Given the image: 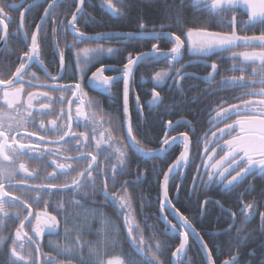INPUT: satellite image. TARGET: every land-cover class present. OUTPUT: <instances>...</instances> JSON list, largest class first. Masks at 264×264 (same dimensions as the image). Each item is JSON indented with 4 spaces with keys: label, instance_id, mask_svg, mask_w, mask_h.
Segmentation results:
<instances>
[{
    "label": "flooded vegetation",
    "instance_id": "af4514ba",
    "mask_svg": "<svg viewBox=\"0 0 264 264\" xmlns=\"http://www.w3.org/2000/svg\"><path fill=\"white\" fill-rule=\"evenodd\" d=\"M155 1L158 18L137 12ZM171 2L166 12V0H0V264H107L117 256L132 264L114 253L116 216L125 232L127 216L146 222V240L131 232L120 244L129 255L153 263L138 250L143 243L156 248L161 264H173L185 232L188 246L177 264H193L197 251L207 264L172 208L197 230L214 264L264 263V253L255 256L264 250V59L256 55L264 53V0ZM41 20V56L29 60L24 53ZM186 28L234 38L206 55L190 51L188 42L173 52L172 34L183 37ZM84 48L90 52L74 64ZM168 96L176 117L164 121ZM126 106L141 150L180 138L163 153L139 155L127 140ZM156 117L162 137L144 148L140 136L151 134ZM187 142L189 162L169 178L165 204V173ZM120 197L131 211L118 207ZM46 212L58 215L59 226L41 236L34 227ZM103 225L104 250L110 245L112 253L96 258L98 244L84 237ZM230 244L239 249L226 257Z\"/></svg>",
    "mask_w": 264,
    "mask_h": 264
},
{
    "label": "trees",
    "instance_id": "16d2710c",
    "mask_svg": "<svg viewBox=\"0 0 264 264\" xmlns=\"http://www.w3.org/2000/svg\"><path fill=\"white\" fill-rule=\"evenodd\" d=\"M171 1L172 0H166V8H167L165 10L166 12L168 10L169 11L171 10V12H172L171 8L173 5H172ZM158 2H160V1H155L154 4H149V5L140 4L138 6L137 12H139L141 15L145 16V18L148 20H151L152 18H158L159 15L161 14V10H162V8L160 7V4ZM134 17H135V15H134ZM165 102L167 104V108H166L167 115H165L164 121L169 120V119L174 120V118L176 117L174 115V113H175L174 98L172 96H168V97H166ZM157 121H158L157 117L155 118V120H152V121L150 120V126H153L154 128H149L150 130H152V132L149 136H140L139 140L143 143L142 146L144 148H154L159 144V140L162 137L163 132L161 131L162 129L160 130L159 122H157ZM175 155L176 154H174L173 156H175ZM108 213L109 212L107 211V214ZM111 219L114 220V222L117 224V228L115 231L116 233L114 234V236H116L117 241L119 242L118 248L114 251V253L123 254V256L125 258L134 259L135 261H133L132 264H149V262L146 260V258L141 256L138 252L134 251V252H132L131 255H129L128 252H126L125 245H123V246L120 245L121 243H124V242L128 243L130 241L129 237L126 234L125 230L123 229L121 217L116 216V217H112ZM211 222H212V220L210 221V223ZM209 225H211V224H209ZM131 229H132L131 232L134 236L135 241L139 240V238H143V240H146V236H147L146 222L143 221L142 217H139L138 221L135 220V224L131 226ZM153 234H156V233H153ZM88 236H89V238H91V241L97 243L98 244L97 246H99V248H96V250H92V254H94L92 256H95L97 254L98 250L102 253H104V252L107 253L106 256L110 255L112 253V251L110 249V245H108L106 251H104V248H106V245L104 244V242H105L106 237H108L106 234L103 235V233H96L95 237H93L94 235L89 234V233H85L84 239L87 240ZM95 243H93V244H95ZM136 245L139 247L138 250L141 249L144 252H146L147 255L150 256V260H152L154 264H161L162 263V261H160L161 262L160 263L159 261L156 260L157 258L154 257V255H158L156 248H154L153 246L146 247L143 243H137ZM233 245L234 244H230L229 246H227L226 257H231L233 255L232 254L233 251L234 250L236 251L239 249L238 246L233 247ZM85 252H87V249L85 250ZM255 253H256L255 256H261L264 253V250L257 248L255 250ZM196 254H199L201 256L199 251H197ZM196 254H194L195 255L194 261L195 262H193V264H205L202 260V257L196 256ZM242 255L244 256V258L246 255L249 256L248 249H245L244 251H242ZM169 256H170V254L167 256L168 259H169ZM80 257H84V256L81 255ZM160 257H161V259L165 258L163 253L160 255ZM132 259H130V260H132ZM164 261L165 260L163 259V262ZM164 264H170L169 260L166 259Z\"/></svg>",
    "mask_w": 264,
    "mask_h": 264
},
{
    "label": "snow or ice",
    "instance_id": "6c2138e0",
    "mask_svg": "<svg viewBox=\"0 0 264 264\" xmlns=\"http://www.w3.org/2000/svg\"><path fill=\"white\" fill-rule=\"evenodd\" d=\"M46 18V17H45ZM179 22V20H178ZM43 24V20L41 21V24H38L36 26V33L38 34L41 28V25ZM175 38V45L172 48L173 52H179L181 47L185 44V42H188L190 44V51H197L200 53H204L205 55L213 48V46H218V45H223L228 43L231 39H233L234 37L231 36H226V35H221L219 33H213L210 30H208L207 28H186L183 34V37L176 35L175 33L172 34ZM264 39V38H262ZM78 42V41H77ZM158 47V45H157ZM67 48H75L74 45H67ZM83 52L85 54H88L90 52V50L88 48H84V49H79L77 51V55L76 57L73 59V63L76 64L78 62V57H79V53ZM57 54L60 56L61 58V70H60V74H63V64H64V60H63V54L60 51H57ZM24 56H27L29 60H31L32 56H36L37 58H39L41 56V49L40 46L36 40V37L34 36L33 38V42L30 46V50L28 53H24ZM84 61V71L87 70V60H83ZM217 67L216 64L212 65V68L215 69ZM80 71V69H78V72ZM95 75V73H94ZM54 79H59V76L54 77ZM76 87L78 88L79 85L77 84ZM75 95V93H73ZM0 135H5V133L0 132ZM185 136L186 139H188L187 134H182ZM180 159L185 161L186 163L189 162V148L187 146V144L185 145L184 151L181 152L180 154ZM223 159V158H222ZM220 161H217L216 164H213L212 167L215 169L217 167V164H219ZM260 163L264 164V161H261ZM52 189L56 188V185H50L49 186ZM37 199H39V196L37 197ZM126 206V201L124 199V197H120L119 202H118V207H125ZM126 223L129 225L128 227V231L130 232L131 226L135 224V220L134 217L131 216H127L126 218ZM59 226V219H58V215L53 214V213H45L43 216H41L40 218L37 219L36 225L34 227V231L38 234L41 235L43 234V232L45 231V229L47 228H52L55 229ZM21 227H23V225H21ZM107 264H122V260L120 258H109L107 260Z\"/></svg>",
    "mask_w": 264,
    "mask_h": 264
},
{
    "label": "water",
    "instance_id": "95a60500",
    "mask_svg": "<svg viewBox=\"0 0 264 264\" xmlns=\"http://www.w3.org/2000/svg\"><path fill=\"white\" fill-rule=\"evenodd\" d=\"M39 24H41V22ZM73 26L74 25H73V21H72V23H70V25H69V28L72 30ZM34 36L36 37V32H35ZM88 38H94V36H89ZM3 40L4 39H2V41L0 42V46L3 44ZM32 42H33V39H32ZM256 55L258 57L261 56L264 59V53H261V54L258 53ZM141 56H143V55H141ZM141 56H139V57H141ZM97 73L98 72H95V75L93 74L91 76V82L94 79H96ZM150 104L154 105L156 103L150 101ZM127 109L128 108L126 106L125 107V127H126V133H127V140L129 142V144L131 145V147L134 149V151L137 152L139 155H142V156H155L156 154L163 153L167 149V147H169V145H171L173 142L177 141L180 138V137H173L172 139H169L168 141H166L165 143H163L160 148H158L155 151H143V150H141L136 145V143H135V141H134V139L132 137L131 128H130V122H129V112H128ZM187 146H188V142H187ZM188 148H189V146H188ZM183 151H184V149H183ZM180 154L174 160V162L169 166V168L166 171L165 176H164V180H163V184H162V192H163V201L165 202V204L167 203L166 200H165L166 199L167 182H168L169 178L172 176L173 172L176 170V168L182 162H185V161H183V160L180 159ZM3 193H4L3 186H0V197L4 196ZM172 212L175 214V216L178 219H181L186 224V226H187L190 234L196 239L197 243L199 244L200 248L202 249V251L204 253V256H205V259L207 261V264H214L213 257L211 255V253H210V251H209V249H208L205 241L200 236V234L197 232V230L183 216H181L174 208H172ZM124 224H125V229H126V232H127L128 236H129V238L132 239L131 231L129 232L127 230L128 229V225H127L126 221H124ZM180 234H181V242H180V245L178 246V248L173 253V257H172V263L173 264H177L178 258L180 256H182L186 252L187 246H188V241H187V235H186V233L185 232H182ZM13 252H14V250H13ZM151 264H153V263H151Z\"/></svg>",
    "mask_w": 264,
    "mask_h": 264
},
{
    "label": "rangeland",
    "instance_id": "374dc122",
    "mask_svg": "<svg viewBox=\"0 0 264 264\" xmlns=\"http://www.w3.org/2000/svg\"><path fill=\"white\" fill-rule=\"evenodd\" d=\"M103 143H104V140H103ZM120 150H121V147H120V145L119 144H117V150H116V153L117 154H120ZM126 201V206H125V208L127 209V210H130L131 211V207H130V204H129V202L127 201V200H125ZM107 223V222H106ZM105 225V224H104ZM104 225L102 226V231L100 232V233H103V235H107V236H109V230L108 229H106V228H104ZM106 227H109V225H107ZM107 238V237H106ZM106 240H108V238L107 239H105V241ZM104 251H106V250H104ZM104 254V253H102V252H100L99 250L97 251V254L95 255L96 256V258H101V256L99 255V254ZM115 258H120V257H115ZM121 259V258H120ZM100 264H105L104 262H103V260H101V262H100ZM122 264H123V262H122Z\"/></svg>",
    "mask_w": 264,
    "mask_h": 264
}]
</instances>
